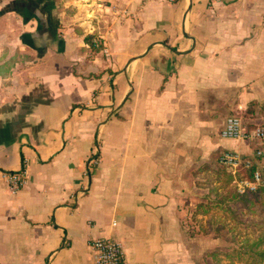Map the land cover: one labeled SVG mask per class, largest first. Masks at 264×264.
<instances>
[{"label": "crops", "instance_id": "1", "mask_svg": "<svg viewBox=\"0 0 264 264\" xmlns=\"http://www.w3.org/2000/svg\"><path fill=\"white\" fill-rule=\"evenodd\" d=\"M263 99L264 0H0V264H196L185 168Z\"/></svg>", "mask_w": 264, "mask_h": 264}, {"label": "rangeland", "instance_id": "2", "mask_svg": "<svg viewBox=\"0 0 264 264\" xmlns=\"http://www.w3.org/2000/svg\"><path fill=\"white\" fill-rule=\"evenodd\" d=\"M232 115L238 116L246 129L262 124L264 99ZM219 151L206 153L205 159L187 165L183 173L187 183L179 203V222L185 236L195 238L189 245L192 257L196 264H264V255L256 252L264 250V241L259 242L264 239V206L253 197L235 203V207L227 200L235 190L218 164ZM261 195L264 197V192Z\"/></svg>", "mask_w": 264, "mask_h": 264}, {"label": "built area", "instance_id": "3", "mask_svg": "<svg viewBox=\"0 0 264 264\" xmlns=\"http://www.w3.org/2000/svg\"><path fill=\"white\" fill-rule=\"evenodd\" d=\"M165 1L175 3L179 0ZM219 134L223 138L247 141L253 144L250 157L244 156L236 150H227L218 155V164L230 173L234 190L242 194L264 186V123L246 129L238 116L230 115L225 118ZM98 162V157L94 153L90 154L85 162L84 174L89 175ZM7 181L11 191H16L23 182L18 173L7 174ZM87 245L92 252V264H125L121 245L115 239L92 238L88 240Z\"/></svg>", "mask_w": 264, "mask_h": 264}, {"label": "trees", "instance_id": "4", "mask_svg": "<svg viewBox=\"0 0 264 264\" xmlns=\"http://www.w3.org/2000/svg\"><path fill=\"white\" fill-rule=\"evenodd\" d=\"M84 39H85V41H87V42H89L91 44V35H86L84 37ZM98 47H100V45L95 47V49H97ZM254 165H255V163H254ZM223 169L226 171V175H227L228 181H231L230 173L224 167H223ZM248 174H249V172H248ZM263 192H264V186L257 187L256 190H254L252 192H245V193H242V194L235 191V192H232V194L227 198V200L230 201L231 204H233L234 207H235V203L239 202L240 204H243V203H245V201H247L248 199L253 197L257 201H260V203L264 206V197H263V195H261ZM256 194H259L258 199L255 197ZM227 209L232 214V216L235 215V211L231 207L227 208ZM263 241H264V239H261L259 242H263ZM257 244H258L257 242L254 243L255 246ZM252 249H254V248H252ZM256 252H258L261 255H264V250H262L260 252L259 251H256Z\"/></svg>", "mask_w": 264, "mask_h": 264}]
</instances>
